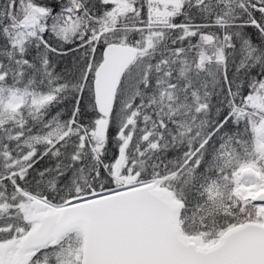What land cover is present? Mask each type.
<instances>
[{
    "label": "snow or ice",
    "instance_id": "1",
    "mask_svg": "<svg viewBox=\"0 0 264 264\" xmlns=\"http://www.w3.org/2000/svg\"><path fill=\"white\" fill-rule=\"evenodd\" d=\"M0 264H264V0H0Z\"/></svg>",
    "mask_w": 264,
    "mask_h": 264
}]
</instances>
